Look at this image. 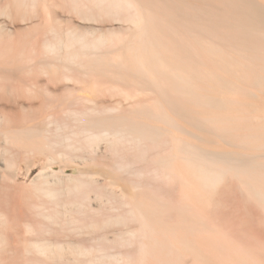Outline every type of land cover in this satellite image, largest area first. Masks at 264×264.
<instances>
[{"label":"rangeland","instance_id":"rangeland-1","mask_svg":"<svg viewBox=\"0 0 264 264\" xmlns=\"http://www.w3.org/2000/svg\"><path fill=\"white\" fill-rule=\"evenodd\" d=\"M9 1L0 0V9L6 8ZM165 1L162 0L157 5L162 7ZM261 1L262 3H260ZM263 1L253 2L255 7L257 6L256 9L264 15ZM62 7L63 10L61 7V10L52 9L53 12L50 15V24L59 31L60 37L55 33L53 35V33L46 32V27L44 28L46 22L38 21L39 19L36 17L31 18L32 20L28 19L24 23L19 19L13 22L9 19L6 20L5 16H0V25L2 26L0 33L2 28L4 29V32L0 34V43L6 42L10 48L14 44L12 48L16 49L15 51L25 49L28 55L18 57L17 60L16 58L0 60V83L4 84L8 80L9 82L5 85H9V88L10 86L18 87L17 90L14 89L16 93L12 96L13 93L5 91L6 87H3L5 85L0 86L2 88L0 91V127L2 129L0 128V131L9 133L10 129L11 131L15 129L13 132L10 131L12 134L9 136L13 135L15 138L17 136L16 141L14 139L15 142L13 139L11 141L9 139L13 143L10 144L7 142L8 140H5L6 138L4 139L5 132H2L3 139L0 135V152L2 151L0 154V217L2 218V212V214L4 213L3 219L7 218L5 224L1 221L3 219L0 220V228L7 229L0 230L1 233L6 232L4 234H7L4 238V234L0 233V264H138L139 260L144 259L140 258L142 249L144 248L143 254L149 253L151 245L149 243H152L153 246L155 243L157 244L155 247L151 245V248L157 249L155 252L153 249L150 250L151 253L154 255L162 253V257L167 256L166 262L169 257L168 264H194L195 259V264H199L195 253H199L202 257L206 253V258H202L206 262L201 264H220L222 261L219 262V259L224 260L225 254L222 246L217 245L218 242L215 240L220 239L221 243L223 239L226 241L227 237L233 243L248 250L251 257L255 255L264 263V207L257 206L259 203H255L254 198L252 200L245 187H242L245 182L241 180L243 177L248 178L245 175H249L253 171L255 175L264 160V147H262L264 146V129H262L264 121L259 122L263 115L258 111V106L262 104L260 96L264 98V77L258 81V83L261 82L259 84L262 87H257L259 90H263V94H260L261 91L258 92L255 86L254 90L258 93L251 91L252 96L247 92L250 90L247 89H253L251 86L257 83L256 76L254 77L256 80L248 78L244 82V76V80H239L244 83L238 87L240 93L238 96L242 100L241 109H244L242 112H240L241 110H234V112L230 110V105L232 106V103L235 105V96L230 98L229 95H226L231 101L230 103L228 100L226 102L225 96L222 95L230 90L231 85L234 88L236 79L243 75L242 70L239 71L242 74L239 75L240 77L236 76V72L239 69H244L245 57L249 55V62L253 65L254 58L256 62L258 60V64L264 66V62L262 63L264 58L261 59L263 48L260 49L261 52L258 51V47V49L253 48L258 44L264 47V16L261 15L263 19H251V22H246L242 28L235 26L228 28L226 27L228 16L234 13L232 7H230L231 12H226L224 8L216 6L214 0H175L174 30L170 35L173 39V47L178 50L174 48L177 53L173 50L170 61H164V63L171 64L172 67L170 66L169 69V64L166 67L163 62L164 65L160 62L156 65L154 62L151 63L152 65L149 63L150 66L142 65V68L141 65L138 67L139 62L132 61L135 57L130 56L133 48H136L137 45L130 44L131 39H136L133 36V30L125 29L127 24L125 26L122 22H112L110 19L88 22L89 20L86 21L77 15H72L68 9L64 11V8L67 7ZM153 18L151 17L150 20V37L156 40L163 51L165 48L169 49L172 46L168 38L169 34L165 30L156 31L157 20L154 21ZM4 21L6 25L3 23ZM74 29L86 39L112 33H126V39L118 43L119 45L115 43L112 44L113 46L109 44L110 46L103 45L102 47L101 45L100 48L96 47L97 50L92 45H88L90 46L88 47L83 43L74 44L73 47L84 56H81V61L63 56L61 58L59 54L60 58L56 56L53 58L57 59H53L50 57L52 55L48 56L43 53L42 49L46 44L55 43L58 48L64 49L68 43L69 32ZM26 40L27 42H25ZM31 40L32 43L29 44ZM20 43L21 46L23 45L22 47H19ZM15 45L17 46L15 47ZM201 45L205 47H203L205 55L202 53L203 50L199 49L200 56L195 48L197 46L201 48ZM213 46L215 47L213 48ZM192 47H195L194 50ZM180 48L183 52L185 48L191 53L192 51H196V53H193L191 57L186 50L185 52L188 53H185L184 56L181 55L183 52L180 54L182 51L179 50ZM206 49L210 52L206 53ZM213 50H216V53ZM251 50L256 57H253ZM253 50L256 51L253 52ZM244 52L250 53L251 57L250 54L246 55ZM216 54H219L218 57ZM202 55L205 56V60ZM190 57L191 59L188 61ZM250 58H252V62ZM199 59H203L202 63ZM239 59L242 68L238 67ZM200 63L203 65L201 66ZM206 63L208 64L206 65ZM255 65L258 67L257 63ZM201 67L206 69V72ZM259 69L256 68L261 77L264 76V74L262 75L264 71ZM200 71L204 73L202 74ZM175 75H179L180 80L179 77L178 79L174 77ZM222 76L223 81L220 78ZM225 78L228 85L232 83L229 86L225 84L223 87L221 85ZM258 83L256 85L260 86ZM247 84L250 86H246ZM244 86L247 89H244ZM202 87L205 88L204 92ZM213 87L215 90L212 89ZM225 87L229 90H226ZM208 89L214 92L206 94ZM12 90L11 92H13ZM215 91L219 93H215ZM242 92H245L246 95L245 93L243 95ZM255 93L259 97L258 100L257 95H255L256 99L253 98ZM222 101L227 103V106L223 105ZM227 108L229 109L226 110L227 112L223 111ZM201 111L204 114H201ZM228 112L232 113L228 114ZM219 117L223 121H220ZM224 117L228 120L223 119ZM232 117L235 119L234 121ZM243 119H246L245 122ZM250 119L251 121H249ZM7 120L13 122L8 123ZM241 121L243 125L245 123V127L240 124ZM231 124L232 126H230ZM260 127L262 130L258 129ZM248 128L252 130L248 131ZM244 129L248 134H252L249 135V138H247L248 134ZM240 131L242 136L247 138L246 140L245 138L241 140L243 137H240ZM253 135L256 137L254 138ZM25 136H28L29 139ZM206 155L207 158L209 155V161ZM213 156L216 161L211 159ZM183 157L186 159L184 160ZM241 160L243 163L245 162V165L247 163L245 169L242 168L244 164ZM251 160L257 162L253 163ZM12 162L13 166H16L15 169H13ZM183 162H187L188 169L190 167L196 169L197 173L194 174L196 172L194 169V172L193 170L189 172L191 169L188 171L186 168V170V165H183ZM198 163L203 168H199ZM238 163L240 166L236 169ZM228 164L231 165L230 171L226 170L229 168ZM254 164L257 166L255 165L256 168L253 170L251 166ZM173 165L174 170L171 172ZM11 166L12 169H10ZM220 166L223 169L226 168L225 171L221 169L223 176L217 174L220 171ZM240 167L245 172L241 171ZM263 167L264 165L261 166V168ZM204 168H208L209 172H206L207 169ZM247 168H251L252 172ZM165 169L167 172L164 171ZM13 170L14 172H12ZM247 170L250 173H247ZM187 172L189 173L187 174ZM198 172L201 174L198 175ZM46 174L47 177L44 178L43 176ZM242 175L243 177H241ZM38 177H43L44 181L48 182L47 185H44L45 182L40 183ZM205 178H210L208 183L204 182ZM217 178L220 181L216 180ZM35 179L39 183H36ZM43 179L39 180L43 181ZM206 183L207 185H204ZM43 186H46L47 190H44L46 187ZM210 187L213 189L210 190ZM38 188L39 190H37ZM245 191L248 195L245 194ZM161 205L163 207H159ZM260 206L261 209L263 208L262 210ZM197 214L200 217H197ZM202 217L204 219L201 220ZM8 218L11 222L10 228L5 227L6 224L8 225ZM191 218L193 219L191 220ZM181 219L186 222L183 223L184 221ZM205 219H209L210 224L207 225ZM188 222L189 227L186 225ZM214 223L217 224L214 225ZM26 225L27 227L31 226L27 228ZM211 225L217 226L216 228L221 232ZM140 226H144V228H140ZM202 228L205 231L201 232ZM196 229H198V233H195ZM182 230L187 232L184 233ZM211 230L213 233H210ZM181 231L184 234H181ZM207 233L208 237L211 236L210 234L216 236L215 238L211 236L213 240L215 239L214 246L216 248L208 247L207 242L205 243V238L208 240ZM179 234L181 238L182 235H185L186 239L183 236L184 241L182 242H186L187 245H189V241L190 244L192 241L193 244L195 243V235L201 241V244L197 243L199 240L196 239V245L200 244L201 246L202 243L206 245L201 247V252L199 245L190 247L195 252L190 253L192 251L190 250L189 253L192 256L188 254V251H183L185 255L177 252L176 257L180 258L177 262L172 255L174 252L170 250V246L167 245L166 250L158 238L163 241L165 238L179 240ZM163 236L166 237L163 238ZM254 236L261 240L254 239ZM259 241L261 245L258 243ZM43 242L54 244L58 249L45 254L33 249L37 243ZM147 243L148 245H146ZM232 246L234 248L233 244ZM207 247L208 249H206ZM160 248H164L166 253L169 250L172 253H168V256L161 251L162 249L159 250ZM148 255L151 256V258L148 256L151 259L150 262L158 263V261L154 262V259L158 260L157 256L154 258L153 254ZM171 255L174 259L172 263ZM162 257L159 256L163 261ZM149 259L147 264H151ZM160 264H164V262Z\"/></svg>","mask_w":264,"mask_h":264},{"label":"bare ground","instance_id":"bare-ground-1","mask_svg":"<svg viewBox=\"0 0 264 264\" xmlns=\"http://www.w3.org/2000/svg\"><path fill=\"white\" fill-rule=\"evenodd\" d=\"M146 1H148L149 3H147ZM10 0L9 1V3H7L8 5H7V7L6 8H4V9H0V16L2 17V16H5L7 19L6 20H11V21H15V20H17V19H19V20H21V21H26V20H28V19H30V20H32L31 18H33V17H36V18H38L39 20L38 21H40V20H42L41 22H43V21H45L46 23H45V26H44V28L46 27V32H50L51 34L53 33V35H54V33L57 35V36H59L58 34V32L59 31H57L56 30V28H54L51 24H50V15H51V12H53V10L52 9H54L55 10V8L56 9H60V7L62 8V10H63V7L62 6H64V7H67V8H64V11H65V9L67 10L68 9V11H69V13H71L72 15L74 14V15H77L79 18H81V19H84V20H89L88 22H90V21H96L97 22V20H100V19H110V20H112V22L113 21H119V22H122V23H124V25L125 24H127V26L125 27V29H127L128 31H132L133 30V36L135 37V39L136 40H133V39H131V45H137V47L136 48H133V51L130 53V56L132 57H135V58H131L132 59V61L134 62V61H136L137 63L139 62V64H138V67L141 65H148L149 63L151 64H153L154 62H155V64L156 63H158V64H160V63H164V61L166 62V61H170V59H171V55L173 54V50H174V52H176L175 51V49H177L178 50V48H175V47H173V39H172V37H171V35H170V33L172 32L173 33V30H174V21H175V13H174V4H175V0H166L167 2H168V4H167V2L165 1L164 2V4L162 5V7H159L157 4L159 3V2H161L162 0ZM253 1H256V0H214V4L216 5V6H218V7H221V8H224V10L226 11V12H231V9H230V7H232L233 9H234V13L233 14H230L229 16H228V21H227V26L226 27H228V28H233L234 26L235 27H238V28H242V25L243 24H245L246 22H248V23H250L251 22V19H253L254 18V20H257V19H259V18H262L263 19V14L262 13H260L257 9H256V7H255V4H254V2ZM260 1V0H259ZM264 2V1H263ZM260 3H262V1L260 2ZM263 5V4H262ZM261 6V5H260ZM57 7H59V8H57ZM264 7V6H263ZM61 10V9H60ZM262 11V10H261ZM223 13V12H222ZM53 14V13H52ZM229 14V13H228ZM214 15V14H213ZM261 15H263V16H261ZM32 16V17H31ZM73 17V16H72ZM151 17L154 19V21H156L157 20V29H155L156 31L158 30V31H163V30H165L168 34H169V36H168V38L170 39V43H171V47L169 48V49H164V51H163V49L161 48V46L159 47V45L157 44V42H156V40H154V38H152V37H150V29L149 28H151L150 26V20H151ZM35 19V18H34ZM221 19V18H220ZM5 20V21H6ZM250 20V21H249ZM253 20V21H254ZM3 22L5 25H6V22ZM37 21V22H38ZM158 21H159V23H158ZM110 22V21H109ZM24 23H26V22H24ZM44 23V22H43ZM92 23V22H91ZM164 23H165V25H164ZM255 23H257V22H255ZM104 24V23H103ZM264 25V24H263ZM43 26V25H42ZM41 26V27H42ZM75 26V25H74ZM257 26V25H256ZM0 27H2L1 25H0ZM123 27V26H122ZM255 27V26H254ZM8 28V27H7ZM70 28V27H69ZM1 29V28H0ZM42 29V28H41ZM122 29H124V28H122ZM134 29H135V31H134ZM162 29V30H161ZM119 30H121V29H119ZM257 30V29H256ZM261 30H262V27H261ZM1 31V30H0ZM40 31V30H39ZM75 31V29L74 30H72V31H70L69 32V36H68V40H67V42L68 43H66L67 45H65L66 47V49L64 48V49H61V48H58L57 47V45L55 44V43H53V44H46V46L44 47V49H42L43 50V53L44 54H46V55H52V56H50L51 58H53V57H59L58 56V54L60 55V57L61 56H63V57H65V58H71V59H73V60H77V61H81L80 59H82L81 58V56H82V54L80 53V51H78L77 49H75L74 47H73V45L74 44H77V43H83L84 45H92V47L94 46L95 48L96 47H99L100 48V46L102 45V47H103V45H112V44H118V43H120V42H123V40L124 39H126V33L125 34H123V33H117V34H111V35H99L98 37H93L92 39H86V38H84V36H82V35H80V34H78V31H77V33H76V31ZM227 31V30H226ZM248 31V30H247ZM4 32V29L2 28V32L0 33V34H2ZM12 32V31H11ZM35 32H36V30H35ZM38 32V31H37ZM153 32V31H152ZM227 32H229V31H227ZM259 32V31H258ZM116 33V32H115ZM248 33V32H247ZM41 34V33H40ZM259 34H261V33H259ZM10 35V34H9ZM47 35V34H46ZM61 35V34H60ZM249 35V34H248ZM30 36V35H29ZM35 36V35H34ZM127 36H128V34H127ZM229 36V35H228ZM60 37V36H59ZM24 38V37H23ZM29 38H31V36L29 37ZM29 38H27V37H25V39H29ZM35 38V37H34ZM33 38V39H34ZM58 38V37H57ZM223 38V37H222ZM231 38V37H230ZM11 39V38H10ZM15 39V38H14ZM20 39V38H19ZM24 39V40H25ZM32 39V40H33ZM256 39H257V37H256ZM259 39H261L260 37H259ZM27 40L25 41V42H27ZM30 40V39H29ZM32 40L31 41H29V44L30 43H32ZM46 40H48V39H46ZM208 40V39H207ZM11 41V40H10ZM19 41V40H18ZM175 41V40H174ZM197 41H199V40H197ZM229 41V40H228ZM127 42H128V40H127ZM126 42V43H127ZM133 42H134V44H133ZM193 42V41H192ZM16 43V42H15ZM51 43V42H50ZM62 43H63V41H62ZM138 43V44H137ZM191 43V42H190ZM16 44H19V43H16ZM23 44V43H22ZM29 44H27V45H29ZM59 44H61L60 43V41H59ZM206 44V43H205ZM263 44V43H262ZM14 45V44H13ZM13 45L11 46V48L10 47H8V43H6V42H1L0 43V60H14L15 58H16V60L18 59V57H24V56H28L26 53V51H25V49H21V51H15L16 49H13L12 47H13ZM64 45V44H63ZM109 45V46H110ZM119 45V44H118ZM129 45V44H128ZM209 45V44H208ZM216 45V44H215ZM255 45V44H254ZM17 45H15V47H16ZM21 46V43H20V45H19V47ZM23 46V45H22ZM21 46V47H22ZM25 46V45H24ZM62 46V45H61ZM87 46H85L86 48H87ZM113 46V45H112ZM123 46V45H122ZM207 46V45H206ZM219 46V45H218ZM26 47V46H25ZM28 47V46H27ZM88 47H90V46H88ZM204 47V46H203ZM202 47V45H201V48L199 47V46H197L196 48H198V49H196L195 47H192L191 49L192 50H194V48H195V50L198 52L197 54H199L200 53V56H201V52H199V49H201V50H203V52L202 53H204V55H205V52H204V48ZM215 46H213V48H214ZM259 48V50L258 51H260L261 52V48H263V50H264V47H263V45H256L255 47H253L254 49L256 48V49H258ZM175 48V49H174ZM203 48V49H202ZM219 48V47H218ZM244 48V47H243ZM20 49V48H19ZM79 49V48H78ZM82 49V48H81ZM90 49H92V48H90ZM98 48H96V50H97ZM118 49V48H117ZM116 49V50H117ZM124 49H126V48H124ZM124 49L122 50L123 52H124ZM211 49V48H210ZM220 49V48H219ZM233 49V48H232ZM235 49V48H234ZM252 49V48H251ZM41 50V49H40ZM63 50V52H61ZM88 50V49H87ZM180 51L182 50L181 48L179 49ZM188 51L189 53H190V55H191V57L193 56V53L195 54L196 53V51H192V53L190 52V50H188V49H185L184 48V52H183V50L180 52V54L183 52V54H181V55H184L185 53H188V52H185V51ZM222 50V49H221ZM30 51V50H29ZM39 51V50H38ZM101 51V50H100ZM129 51V50H128ZM214 51V50H213ZM254 51H256V50H253V52ZM93 52V51H92ZM130 52V51H129ZM179 52V51H178ZM208 52H210L209 50L207 51V49H206V53H208ZM215 53H216V50L214 51ZM227 52V51H226ZM235 52H236V50H235ZM245 52H247V51H245ZM244 52V54H246V55H248V54H250V53H245ZM121 53V52H120ZM119 53V54H120ZM177 53V52H176ZM221 53V52H220ZM251 53H252V50H251ZM263 53V54H262ZM262 53H260V54H262L263 56H264V52H262ZM128 54V53H127ZM253 54V53H252ZM42 55V54H41ZM46 55H44V56H46ZM95 55V54H94ZM188 56H190L189 54H187ZM207 55V54H206ZM217 55V54H216ZM219 55V54H218ZM218 55H217V57H218ZM223 55V54H222ZM221 55V56H222ZM227 55V54H226ZM225 55V56H226ZM230 55V54H229ZM47 56V57H48ZM87 56V55H86ZM107 56V55H106ZM123 56V55H122ZM185 56V55H184ZM197 56V55H196ZM195 56V57H196ZM203 56V55H202ZM208 56V55H207ZM256 57V55H254L253 54V57ZM261 56V55H260ZM263 56H261V59L262 58H264ZM36 57H37V54H36ZM43 57V56H42ZM49 57V58H50ZM59 57V58H60ZM63 57H61V58H63ZM82 57H84V56H82ZM90 57V56H89ZM126 57H128V56H126ZM191 57L188 59V61H190V59H191ZM204 57L205 56H203V59H204ZM250 57H251V54H250ZM26 58V57H25ZM28 58V57H27ZM64 58V59H65ZM86 58V57H85ZM173 58V57H172ZM186 58H188V57H186ZM196 58H198V57H196ZM200 58H202V57H200ZM230 58V57H229ZM53 59H57V58H53ZM79 59V60H78ZM130 59V60H131ZM185 59V58H184ZM203 59H201V60H203ZM225 59V58H224ZM244 59V58H243ZM251 59L252 58H250V61H251ZM85 60V59H84ZM127 60V59H126ZM200 60V59H199ZM200 60V61H201ZM205 60V59H204ZM211 60V59H210ZM115 61V60H114ZM121 61V60H120ZM123 61H125V60H123ZM235 61V60H234ZM240 61V59L238 60V62ZM243 61V60H242ZM246 61V62H245ZM245 61H244V63H243V67H244V69L242 68V66H240V65H242V63H241V61H240V63H238L239 65H238V67L239 68H242V69H239L238 70V72L239 71H241L242 73H243V75L241 74V72H236L237 74H236V76H239L240 74L242 75L239 79H236L237 81V83L235 82L234 84V88L232 87V85H231V88L229 87V89L228 88H226L227 86H229L225 81H227L226 80V78H225V80H224V82H223V85H221V86H225V84L227 85L225 88H226V90L228 89L229 91H226L224 94H222L223 95V97H224V99L226 100V102H228L229 100H228V97L226 96V95H229L230 96V98H233L234 96V98H235V105H233V103H232V106L230 105V110H232L233 112H234V110L235 111H238V110H241L240 112H242V110H244V109H241L242 108V105H241V102H242V100H241V97H239L240 96V93H239V85H242L241 83H243V82H240L241 80H244L243 79V76L245 77V80H244V82L245 81H247V79L249 78V79H253L255 76H256V78H257V83H258V81H261V79L260 78H263L264 76H262L261 77V74L259 73V71L258 70H256V68L258 69V68H260L259 70H263L264 71V66H261V64L259 63L258 64V60H257V62H256V59H254L253 58V60L252 61H254V65L252 64V63H250L249 62V55L247 56V57H245ZM251 61V62H252ZM57 62V61H56ZM70 62V61H69ZM82 62H85V61H82ZM136 62H134V63H136ZM160 62V63H159ZM213 62V61H212ZM228 62V61H227ZM264 62V60L262 61V63ZM53 63V62H52ZM120 63V62H119ZM162 63V64H163ZM172 63V62H171ZM201 63H202V61H201ZM201 63H200V65H201ZM225 63V62H224ZM255 63H257V65H258V67H256V65H255ZM151 64V65H152ZM158 64H156V65H158ZM161 64V65H162ZM165 64V66L167 67V64H169V63H164ZM163 64V65H164ZM208 63H206V65H207ZM76 65V64H75ZM146 65V66H147ZM161 65H159V66H161ZM163 65H162V67H163ZM203 65V64H202ZM201 65V66H202ZM205 65V66H206ZM14 66V65H13ZM140 66V67H141ZM148 66H150V65H148ZM159 66H157V67H159ZM171 66V64H169L168 65V67H169V69L172 67H170ZM254 66H255V68H254ZM260 66V67H259ZM51 67V66H50ZM152 67V66H151ZM165 67V68H166ZM235 67V66H234ZM142 68H143V66H142ZM150 68V67H149ZM155 68V67H154ZM263 68V69H262ZM50 69V68H49ZM55 69V68H54ZM201 69H203L204 70V68H202L201 67ZM53 70V69H52ZM56 70V69H55ZM54 70V71H55ZM163 70V69H162ZM166 70V69H165ZM175 70V69H174ZM208 70V69H207ZM170 71H172V70H170ZM258 71V72H257ZM263 71H261V72H263ZM174 72V71H173ZM181 72V71H180ZM204 72H206V69L204 70ZM203 72V73H204ZM208 73H209V70L207 71ZM219 72V71H218ZM256 72H257V74H256ZM48 73V72H47ZM149 73V72H148ZM200 73H202L201 71H200ZM202 73V74H203ZM224 73H225V71H224ZM229 73V72H228ZM227 73V74H228ZM175 74V73H174ZM264 74V72L262 73V75ZM2 75V74H1ZM9 75V74H8ZM180 75V74H179ZM179 75L178 76H174V77H177V79H178V77H179ZM204 75H206V74H204ZM259 75V76H258ZM3 76V75H2ZM1 76V77H2ZM189 76H190V74H189ZM212 76V75H211ZM228 76V75H227ZM226 76V77H227ZM235 76V78H237ZM259 77V80H258V77ZM8 78H9V76H7ZM7 77H4V78H7ZM64 77V76H63ZM67 77V76H66ZM180 77H182V75H180ZM180 77H179V80H180ZM192 78H193V76H192ZM198 78H201V76H198ZM203 78V77H202ZM220 78H222V81H223V76L222 77H220ZM219 78V79H220ZM228 78V77H227ZM234 78V79H235ZM256 78H254L255 80H256ZM2 79V78H1ZM264 79V78H263ZM262 79V80H263ZM2 80H4V79H2ZM70 80V79H69ZM199 80V79H198ZM217 80H218V78H217ZM221 80V79H220ZM229 80V79H228ZM240 80V81H239ZM5 81V80H4ZM68 81V80H67ZM206 81V80H205ZM229 81H231V80H229ZM253 81V80H252ZM7 82H9L8 80H7ZM6 82V83H7ZM201 82V81H200ZM204 82V81H203ZM250 82V81H249ZM255 82V81H254ZM253 82V83H254ZM1 83H3V82H1ZM0 83V86L1 85H5L6 83H4V84H1ZM187 83H189L188 81H187ZM186 83V84H187ZM197 83V82H196ZM248 83V82H247ZM256 83V84H257ZM259 83H261V82H259ZM258 83V84H259ZM262 83H263V81H262ZM10 84V83H9ZM178 84V83H177ZM180 84V83H179ZM198 84V83H197ZM196 84V85H197ZM236 84H237V86H236ZM244 84V83H243ZM252 84V83H251ZM255 83L254 84H252V86L251 87H253V89L251 90L250 88L249 89H247V87H245L244 89H247V90H250V91H247L248 93H250L251 94V91H253V93L257 90L258 92L259 91H261V93L260 94H263V90H259V88H257V87H262L261 86V84H259L260 86H258V85H256ZM176 85V84H175ZM195 85V86H196ZM204 85V84H203ZM214 86V85H213ZM220 86V87H221ZM246 86H248V84L246 85ZM250 86V85H249ZM248 86V87H249ZM255 86H256V90H254L255 89ZM3 87H6V90L5 91H9V93L11 94V93H13V95L12 96H14V93H16V91L15 90H17L18 89V87L17 88H15V86H14V88H13V86L11 87L10 86V88H9V85L7 86V85H5V86H3ZM198 87V86H197ZM196 87V88H197ZM215 88H218V87H216V86H214ZM214 87L212 88L213 90H215L214 89ZM7 88H9V89H7ZM12 88H13V90H12ZM199 88V87H198ZM225 88H224V90H225ZM1 87H0V91H1ZM5 89V88H4ZM15 89V90H14ZM203 89V90H202ZM202 91L204 92V89L205 88H203L202 87ZM11 90L13 91V92H11ZM209 90V91H208ZM206 92V94H208L209 92L211 93V92H214V91H211L210 89H208ZM220 90H222V88H220ZM220 90H219V92H220ZM242 91H243V89H242ZM256 91V92H257ZM18 92V91H17ZM202 92V93H203ZM219 92H216L215 91V93H219ZM222 92V91H221ZM241 92V91H240ZM257 92V93H258ZM200 94H201V91L199 92ZM243 93V95H244V93L245 92H242ZM7 95V94H6ZM18 95V94H17ZM239 95V96H238ZM245 95H246V93H245ZM248 95V94H247ZM255 95H257L256 93L255 94H253V98H255L256 99V97H255ZM11 96V95H10ZM232 96V97H231ZM251 96H252V94H251ZM20 97V96H19ZM242 98H243V96H242ZM249 98H250V95H249ZM260 98H261V105L260 106H258L259 108H258V111H260V113L264 116V98H263V96L261 97L260 96ZM224 99H222V100H224ZM244 99V98H243ZM252 99V98H251ZM259 99V97H258V95H257V100ZM9 100V99H8ZM228 100V101H227ZM234 100V99H233ZM256 100V101H257ZM16 101V100H15ZM244 101V100H243ZM248 101V100H247ZM251 101V100H250ZM8 102H10V100L8 101ZM8 102H7V104H8ZM14 102V101H13ZM223 102V105H225L226 104V106H227V103H224V101H222ZM230 103H231V101H229ZM259 102V101H258ZM4 103V102H3ZM12 104V103H11ZM14 104H16V103H14ZM229 104V103H228ZM243 104V103H242ZM252 104V103H251ZM258 105H259V103H257ZM222 105V106H223ZM245 105H247V104H245ZM248 105H250V104H248ZM6 106V105H5ZM255 106H257L256 105V103H255ZM225 107V106H224ZM229 107V106H228ZM252 107H254V106H252ZM159 108V107H158ZM248 108V107H247ZM1 109V108H0ZM4 109V108H3ZM249 109V108H248ZM254 109V108H253ZM256 109V108H255ZM5 110V109H4ZM3 110V111H4ZM221 110H222V108H221ZM226 110H229L228 108L227 109H225V110H223V111H226ZM246 110V109H245ZM11 111V110H10ZM252 111V110H251ZM254 111H256V110H254ZM253 111V112H254ZM6 112V111H5ZM220 112V111H219ZM227 112V111H226ZM239 112V113H240ZM9 113V112H8ZM12 113V112H11ZM203 112L201 111V114H202ZM225 113V112H224ZM230 113H232V112H230ZM229 112H228V114H230ZM204 114V113H203ZM206 114V113H205ZM236 114H237V112H236ZM240 114H242V113H240ZM258 114V113H257ZM4 115H6L5 113H4ZM8 115V114H7ZM176 115V114H175ZM261 115V116H262ZM9 116H10V114H9ZM8 116V117H9ZM160 116V115H159ZM221 116V115H220ZM261 117L262 119H260V116H259V119H260V121L259 122H261V120L262 121H264V117ZM223 117V116H222ZM1 118V117H0ZM16 118V117H15ZM218 118V117H217ZM220 118L221 117H219V120H220ZM228 118V117H227ZM233 118V117H232ZM236 118V117H235ZM242 118H244V117H242ZM251 118V117H250ZM258 118V117H257ZM5 119H8V118H5ZM4 119V120H5ZM11 120H12V118H10ZM223 119H225V117L223 118ZM231 118H229V120H230ZM249 119V118H248ZM247 119V120H248ZM225 120H228V119H225ZM235 119L233 118V121H234ZM238 120H240V119H238ZM246 120V119H245ZM245 120L243 119V122H245ZM256 120V119H255ZM7 121H9V120H7ZM220 121H223V120H220ZM219 121V122H220ZM230 121H232V120H230ZM232 121V122H233ZM249 121H251V119L249 120ZM254 121V120H253ZM4 122H6V121H4ZM13 122V121H12ZM12 122H8V123H12ZM20 122V121H19ZM255 122H257V121H255ZM259 122L257 123L258 125H259ZM131 123V122H130ZM234 123H237V122H234ZM247 124H248V122H246ZM262 123V122H261ZM264 123V122H263ZM1 124V123H0ZM225 124V123H224ZM240 124H242V121H241V123ZM240 124H239V126H240ZM251 124V123H250ZM174 125V124H173ZM236 125H238V124H236ZM235 125V128L237 127ZM243 125V124H242ZM244 125H245V123H244ZM243 125V126H244ZM249 125V124H248ZM227 126V125H226ZM230 126H232V124L230 125ZM243 126H241V127H243ZM250 126V125H249ZM251 126H252V124H251ZM261 126H262V124H261ZM7 127V126H6ZM5 127V128H6ZM245 127V126H244ZM1 129H2V127H0ZM10 128H12V127H10ZM9 128V129H10ZM233 128H234V126H233ZM234 128V129H235ZM247 128V127H246ZM252 128V127H251ZM249 129L248 128V131L249 130H252V129ZM0 129V130H1ZM13 129V128H12ZM237 129H239V128H237ZM256 129V128H255ZM259 130H262V129H264V126H262V129H261V127L260 128H258ZM3 130H5V129H3ZM6 130H8V129H6ZM15 130V129H14ZM13 130V131H14ZM241 130H242V128H241ZM245 130V132L247 133V131H246V129H244ZM257 130V129H256ZM258 130V131H259ZM10 131H11V129H10ZM10 131H9V133H8V131H2L4 134H2V132H1V139H3V137H4V139L5 140H8L7 142H9L10 144H13V143H11L10 141H11V139H13V142H15L16 141V138H17V136H16V138H15V136H9V135H11L12 133H10ZM13 131H11V132H13ZM19 131V130H18ZM32 131V130H31ZM23 132V131H22ZM218 132V131H217ZM242 132H243V130H242ZM244 132V133H245ZM251 132V131H250ZM255 132V131H254ZM262 132V131H261ZM6 133H8V134H6ZM18 133V132H17ZM240 133H241V131H240ZM243 133V134H244ZM257 133V132H256ZM264 133V132H263ZM23 134H24V132H23ZM29 134V133H28ZM117 134H119V133H117ZM187 134V133H186ZM248 134V133H247ZM255 134V133H254ZM260 134V133H259ZM262 134V133H261ZM4 135V136H3ZM16 135V134H15ZM20 135V134H19ZM18 135V136H19ZM25 135V134H24ZM30 135V134H29ZM114 135V134H113ZM123 135V134H122ZM249 135H252V134H248V135H246V136H248L247 138H249ZM256 135V134H255ZM3 136V137H2ZM34 136V135H33ZM254 136V135H253ZM258 136V135H257ZM263 136V135H262ZM262 136H260V137H262ZM10 137H12V138H10ZM20 137V136H19ZM25 137H27V139H29V137L28 136H25ZM240 137H243V139L241 138V140H244V138H245V140L247 139L246 137H244V136H242V133H241V135H240ZM256 136H254V138H255ZM8 138V139H7ZM21 138V137H20ZM32 138V137H31ZM30 138V139H31ZM115 138V137H114ZM239 138V137H238ZM250 138H252L251 136H250ZM9 139H10V141H9ZM14 139H15V141H14ZM23 139H24V137H23ZM22 139V140H23ZM177 139V138H176ZM240 139V138H239ZM18 140V139H17ZM3 141V140H2ZM25 141V140H24ZM24 141H22V142H24ZM33 141H35V140H33ZM248 141V140H247ZM6 142V143H7ZM29 142V141H28ZM27 142V143H28ZM184 142V141H183ZM237 142V141H236ZM243 142H245V141H243ZM259 142V141H258ZM18 143H19V141H18ZM230 143V142H229ZM252 143V142H251ZM20 144V143H19ZM15 145V144H14ZM35 145V144H34ZM188 145V144H187ZM247 145H249V144H247ZM260 145V144H259ZM24 146V145H23ZM261 146H262V144H261ZM260 146V147H261ZM259 147V148H260ZM262 147H264V146H262ZM261 147V148H262ZM196 148H197V146H196ZM258 148V147H257ZM260 148V149H261ZM1 149V148H0ZM30 149H32V148H30ZM176 149V148H175ZM198 149V148H197ZM3 150V149H2ZM6 150V149H5ZM177 150V149H176ZM8 151V150H7ZM188 151V150H187ZM2 152V151H1ZM1 152H0V154H1ZM3 152H4V150H3ZM9 152V151H8ZM12 152V151H11ZM10 156H11V154H10ZM181 156V155H180ZM205 156V155H204ZM203 157V156H202ZM212 157V156H211ZM214 157L215 156H213V158H211L212 160L214 159ZM184 158V157H183ZM206 158H207V155H206ZM208 158H209V155H208ZM207 158V159H208ZM218 158V157H217ZM241 158V157H240ZM186 158H184V160H185ZM216 159V158H215ZM214 159V160H215ZM9 160V159H8ZM183 160V161H184ZM187 160H189V159H187ZM199 160V159H198ZM222 160V159H221ZM208 161H209V159H208ZM216 161V160H215ZM223 161V160H222ZM246 161V160H245ZM250 161V160H249ZM251 161H253V160H251ZM260 161V160H259ZM199 162V161H198ZM213 162V161H212ZM229 162V161H228ZM227 162V163H228ZM241 162H242V160H241ZM255 162H257V161H253V163H255ZM261 162V161H260ZM259 162V163H260ZM10 163V162H9ZM195 163H197V162H195ZM215 163V162H214ZM224 163H226V161H224ZM223 163V165H226V164H224ZM232 164H233V162H231ZM243 163V162H242ZM11 164V163H10ZM158 164V163H157ZM186 165L187 164V162L185 163V162H183V165ZM194 164V163H193ZM200 163H198L197 165H198V167L199 168H201L200 167V165H199ZM222 164V163H221ZM230 164V163H229ZM228 164V166H229V168L228 169H226V168H222L221 166V168L219 167V169H220V171H218L217 172V174H221V176H223L222 175V170L223 171H225V169L226 170H231L230 169V166L231 165H229ZM239 164V163H238ZM237 164V167H236V169L238 168V166H240V164L238 165ZM244 165L242 166V168L243 169H245V166L247 165V163H246V165H245V162L243 163ZM248 164H250L249 162H248ZM258 164V163H257ZM178 165V164H177ZM251 165V164H250ZM256 164H254V165H252L251 166V168L253 167V170H254V168H256V167H254ZM260 165V164H259ZM259 165H258V167H259ZM264 165V160L261 162V166H263ZM12 166H13V162H12ZM12 166H11V168L10 169H12ZM176 166V165H175ZM194 166H196V165H194ZM227 166V165H226ZM257 166V165H256ZM261 166L259 167V169H257L258 171V173L257 172H255V175H254V171L252 172V170H251V168L249 169V168H247V169H249V170H251V172L252 173H250V172H248V170H247V173H250L249 175L248 174H246L245 176H247L248 178H250V179H248V178H244L243 177V175L241 176V177H243V178H241V180L242 181H244L242 184L244 185H242V187H245V189H246V191L249 193V196L252 198V200H253V198H254V200L253 201H255L256 200V202L255 203H259L257 206H259V205H261L262 207H264V167L263 168H261ZM14 167V166H13ZM16 167V166H15ZM15 167L13 168V169H15ZM173 167H174V165L172 166V170H171V172H173ZM178 167H179V165H178ZM182 167V166H181ZM180 167V168H181ZM188 166L186 165V167H185V169L187 168ZM189 167H190V165H189ZM198 167H196L197 168V170H198ZM248 167V166H247ZM161 168V167H160ZM176 168V167H175ZM183 168V167H182ZM203 168V167H202ZM241 167H240V169H241V171H244L245 172V170H243ZM188 169V168H187ZM186 169V170H187ZM191 169V167L188 169V171ZM194 168H192L189 172H191L192 170H193ZM205 170H206V172H209L208 171V168H204ZM222 169V170H221ZM233 169H234V167H233ZM180 170V169H179ZM184 170V169H183ZM182 170V171H183ZM195 171H196V169H194ZM194 170H193V172H194ZM200 170V169H199ZM209 170H210V168H209ZM216 170V169H215ZM235 170V169H234ZM234 170H233V172H234ZM165 172H167L166 171V169L164 170ZM10 172V171H9ZM12 172H14V170L12 171ZM189 172H187V174L189 173ZM202 172V171H201ZM201 172H198V175H199V173L201 174ZM236 172V171H235ZM243 172V173H244ZM260 172V173H259ZM44 173H45V171H44ZM183 173V172H182ZM197 173V171L196 172H194V174H196ZM229 173V172H228ZM231 173V172H230ZM48 174V173H47ZM47 174H46V176L44 175L43 177L44 178H46L47 177ZM193 174V173H192ZM193 174V175H194ZM204 174V171H203V173H202V175ZM207 174V173H206ZM209 174V173H208ZM225 174H227L226 172H225ZM234 174V173H233ZM232 174V175H233ZM236 174V173H235ZM251 174H253V175H251ZM257 174V175H256ZM4 175H8V174H4ZM10 175H12V174H9L8 176H10ZM197 175V176H198ZM39 176H41V175H39ZM49 176V175H48ZM195 176V175H194ZM196 176V177H197ZM217 176V175H216ZM229 176V175H228ZM252 176V177H251ZM6 178H8L7 176H5ZM43 177H41V178H39L40 180H42L43 179ZM200 177V176H199ZM201 177H204V176H201ZM220 177V176H219ZM231 177V176H230ZM37 178V179H38ZM222 178V177H221ZM227 178V177H226ZM225 178V179H226ZM237 178V177H236ZM252 178V179H251ZM38 179V181L41 183H43V182H45L44 181V179H43V181H40ZM200 179V178H199ZM203 179V178H202ZM209 180H210V178H208ZM208 179H206L205 178V180L206 181H204V182H207L208 183ZM219 178H217L216 180H218ZM243 179H245V180H243ZM195 180V179H194ZM196 180H198L197 178H196ZM201 180V179H200ZM200 180H199V182H200ZM227 180V179H226ZM246 180H250V181H247L246 182ZM36 182V179H35V182L36 183H39V182ZM219 181H220V179H219ZM11 182H13V181H11ZM203 182V181H202ZM203 182V183H204ZM222 182H223V180H222ZM253 182V183H252ZM10 183V182H9ZM14 183V182H13ZM47 183L48 182H45V184L44 185H47ZM207 183L206 184H204V185H207ZM210 183V182H209ZM34 184V183H33ZM36 185H38V184H36ZM43 185V184H42ZM219 185V184H218ZM34 186H35V184H34ZM189 186V185H188ZM39 187V186H38ZM42 187V186H41ZM43 187H46V186H43ZM211 188V187H210ZM209 188V189H210ZM213 188H211L210 190H212ZM216 189H218V188H216ZM215 189V190H216ZM244 189V190H245ZM37 190H39V188L37 189ZM44 190H47V187L46 188H44ZM214 191V190H213ZM245 191V192H246ZM214 192H216V191H214ZM245 193V194H247L248 195V193ZM209 193H210V191H209ZM211 194V193H210ZM222 194V193H221ZM248 196V197H249ZM160 198V197H159ZM207 198V197H206ZM154 199V198H153ZM222 199V198H221ZM250 199V198H249ZM161 200V199H160ZM156 201V199L154 200V202ZM164 201V200H163ZM9 202V201H8ZM164 203V202H163ZM188 203V202H187ZM150 204V203H149ZM158 205H159V203H158ZM172 206V205H171ZM195 206V205H194ZM261 206H260V209H261ZM159 207H163L162 205L161 206H159ZM156 208H157V206H156ZM155 208V209H156ZM173 208V207H172ZM195 208V207H194ZM263 209V208H262ZM261 209V210H262ZM262 212V211H261ZM263 212H264V210H263ZM262 212V213H263ZM144 213V212H143ZM185 213V212H184ZM183 213V214H184ZM196 213H197V210H196ZM198 213H199V211H198ZM4 214V213H3ZM2 214V212H1V216H2V218L0 217V220L1 219H3L4 218V215ZM203 214V213H202ZM264 214V213H263ZM161 215V214H160ZM204 215V214H203ZM5 216H7L6 214H5ZM188 216V215H187ZM197 217H200V215L199 214H197L196 215ZM196 217V218H197ZM182 218V217H181ZM186 219H187V217H185ZM206 218V217H205ZM193 218H191V220H192ZM198 219H200V218H198ZM202 219H204L203 217L201 218V220ZM5 220V221H4ZM6 220H7V218L5 217V219H3V220H1L2 222H4V224L6 223ZM183 219H181V221H182ZM189 220H190V217H189ZM209 220V219H208ZM207 219H205V221H207L206 223H207V225L208 224H210L209 223V221H208ZM0 221V222H1ZM184 221V220H183ZM196 221H198V220H196ZM204 221V220H203ZM263 221H264V219H263ZM8 225L6 224V226L5 227H11V225H9L11 222L9 221V218H8ZM145 222V221H144ZM144 222H143V224H144ZM186 222V220L183 222V223H185ZM190 222V221H189ZM189 222L188 223H186V225L188 224V225H190L189 224ZM201 222V221H200ZM262 222V221H261ZM13 223V222H12ZM183 223H182V225H183ZM190 223H192V221L190 222ZM197 223V222H196ZM205 224V223H204ZM212 224V223H211ZM215 224H217V223H214V225ZM264 224V223H263ZM1 225H3V224H1ZM28 225V224H27ZM27 225H26V227H27ZM33 225V224H32ZM187 225V226H188ZM214 225H211V226H213L214 227ZM29 226H31V225H29ZM28 226V227H29ZM184 226H185V224H184ZM186 226V227H187ZM205 226V225H204ZM204 226H201V227H204ZM27 227V228H28ZM178 227V226H177ZM189 227V226H188ZM217 227V226H216ZM216 227H214V228H216ZM26 228V229H27ZM31 228V227H30ZM34 228H35V226H34ZM140 228H144V226L143 227H141L140 226ZM139 228V229H140ZM185 228V227H184ZM199 228H200V226H199ZM6 229V228H5ZM5 229H1L0 228V230H5ZM193 229V228H192ZM195 229V228H194ZM217 229V228H216ZM7 230V229H6ZM10 230V229H9ZM8 230V231H9ZM29 230V229H28ZM141 230V229H140ZM143 230V229H142ZM185 230V229H184ZM184 230H182L183 232H184ZM197 230V232L195 231V233H198V229H196ZM201 230V232H203L202 230H204L203 228L202 229H200ZM218 230V229H217ZM2 231V232H3ZM27 231V230H26ZM36 231V230H35ZM146 231V230H145ZM182 231H181V234H184L185 232H187V231H185L184 233H182ZM192 231V230H191ZM205 231V230H204ZM215 231V230H214ZM218 231H220L221 232V230H218ZM245 231V230H244ZM32 232V231H31ZM200 232V231H199ZM210 232V231H209ZM230 232V231H229ZM248 232V231H247ZM252 232V231H251ZM0 233H1V231H0ZM4 233H6V232H3V233H1V234H4ZM28 233V232H27ZM192 234H193V231L191 232ZM194 233V234H195ZM210 233H213L212 232V230H211V232ZM216 233V232H215ZM218 233V232H217ZM30 234H32V233H30ZM205 234H206V232H205ZM226 234V233H225ZM7 235V234H6ZM5 234H4V238H5V236H6ZM139 235V234H138ZM144 235V234H143ZM198 235V234H197ZM201 235V234H200ZM211 236H212V234H210ZM214 235H217V234H214ZM3 236V235H2ZM140 236V235H139ZM179 236H180V234H179ZM183 236L185 237V235H182V238H181V236H180V238H179V240H176V239H171V240H169V239H167V238H165L166 236H163V238H165L164 240L165 241H163V239L161 240V238H158V240H159V242L163 245V247L165 246V249H166V246L168 245V246H170L169 248H171L170 250L172 251V252H174V254H172L173 255V257L175 258V261H177L178 262V260L180 259L179 258V256H178V258L176 257L177 256V252L179 253V252H181V253H183V251L184 252H186V251H188V254H190V253H193L194 252V250L193 249H190V247H193V246H200V240L199 239H197V237H196V235H195V237H194V235H192V237H194V238H196L197 240H199V242L197 241V243H200V244H198V245H196L197 243H196V239H194V242L196 243H194L193 244V241L191 242V244H190V241H189V245H187V243L186 242H182V241H184L183 240ZM207 237H208V233H207V235H206ZM209 236L208 237V240L205 238V243L207 242V246L209 247H213L214 246V244L216 243V242H218V244L217 245H219L220 247L222 246V248H223V252H224V254H225V256H224V260H222V258H220L219 260V262H223V264H264L263 262H262V260L260 259V258H257L255 255H254V257H256V258H254V257H251L250 255H249V253L250 252H248V250H246L244 247H242L241 245H237V243L235 244V243H233V241L230 239V238H226V241L224 240H222V245H221V243H220V239H217V240H215L216 242H214V240L212 239V237H216V236ZM229 236V235H228ZM191 236H190V238H192ZM200 237V236H199ZM201 237H203V236H201ZM217 237H219V236H217ZM230 237H232V236H230ZM4 238H2L1 237V239H4ZM143 238V237H142ZM219 238H221V237H219ZM257 237H255L254 236V239H256ZM147 239V238H146ZM180 239H181V241H180ZM185 239H186V237H185ZM192 239V240H193ZM202 239V238H201ZM258 240L260 239V238H257ZM161 240V241H160ZM191 240V239H190ZM237 240V239H236ZM235 240V241H236ZM261 240V239H260ZM3 241V240H2ZM7 241V240H6ZM143 241V240H142ZM141 241V242H142ZM186 241V240H185ZM248 242H249V240H247ZM239 243V242H238ZM260 245H261V243H260V241L258 242ZM152 245V247H155L157 244L155 243V246H153V244L152 243H149V245ZM159 244V243H158ZM193 244V245H192ZM232 244L234 245V248H232L233 246H232ZM240 244V243H239ZM246 244H248V243H246ZM256 244V243H255ZM258 244V245H259ZM54 245V244H53ZM51 243H37L35 246H34V250L36 249V251H39V253H47V252H49V253H51V252H54L53 250H55V249H58L57 248V246H53ZM146 245H148V243L146 244ZM145 245V246H146ZM151 245H150V250L152 251V249L153 248H151ZM162 245H160V246H162ZM192 245V246H191ZM204 245H206V244H204ZM203 245V243H202V245L200 246V252H201V247L202 246H204ZM216 245V246H217ZM236 245V246H235ZM257 245V244H256ZM255 245V246H256ZM259 245V246H260ZM218 246V247H219ZM232 246V247H231ZM139 247H140V245H139ZM205 247V246H204ZM208 247L206 248V249H208ZM215 247V246H214ZM258 247V246H257ZM263 247H264V245H263ZM262 247V248H263ZM81 248V247H80ZM157 248V247H156ZM168 248V249H169ZM216 248V247H215ZM261 248V249H262ZM79 249V248H78ZM144 249V248H143ZM143 249H142V256H140V258L141 257H143L144 259L143 260H139L140 262L138 263V264H147V262H148V256H150V255H148V254H153L154 255V253H151V251L149 250L148 252V254H146L145 253V250H144V253L145 254H143ZM162 249V250H161ZM164 248H160L159 250H161L162 252H165L166 253V250H165ZM196 249V248H195ZM157 249H153V252H155ZM164 250V251H163ZM169 250V251H170ZM190 250H192L191 252H190ZM203 250H205V249H203ZM210 250V249H209ZM80 251L81 252H83V250L82 249H80ZM169 251H167L169 254H171L172 252H169ZM190 252V253H189ZM197 252V251H196ZM203 252V251H202ZM210 252L211 253H213L211 250H210ZM219 252H220V250H219ZM158 253V252H157ZM161 253V252H160ZM168 253H166V254H168ZM195 253V252H194ZM205 253V252H204ZM211 253H210V256H211ZM165 254V255H166ZM169 254H168V256H169ZM184 254V253H183ZM196 254V258H197V261H198V263L199 264H201L202 262H206V261H203V259L202 258H204L205 256H206V253H205V256L204 257H202L201 255H199V253H195ZM195 254H193V255H195ZM146 255V256H145ZM172 255H171V257H170V259H171V263H172V261H174V259H173V257H172ZM179 255H182V254H179ZM185 255V254H184ZM191 256H192V254H190ZM213 256H215L214 254H212ZM217 255V254H216ZM158 257V260L157 259H154V262H157L158 261V263L157 264H160V263H163L164 262V264H168L169 262H170V260H169V257H168V260H167V262L165 261V258L167 257V256H164V254H163V256L164 257H162V253H161V255H158V254H156L155 253V255H154V258H157ZM159 256H161L162 257V259L164 258V260L162 261L161 260V258H159ZM183 256V255H182ZM188 256V255H187ZM264 256V255H263ZM259 257V256H258ZM147 258V259H146ZM150 258H151V256H150ZM193 258H195V257H193ZM206 258V257H205ZM210 258V257H209ZM142 259V258H141ZM153 259V258H152ZM160 259V260H159ZM208 259V258H207ZM213 259V258H212ZM252 259V260H251ZM146 260V261H145ZM200 260H201V262H200ZM214 260H215V257H214ZM143 261H145V262H143ZM151 261V259H149V263H151V264H153L152 262H150ZM161 261V262H160ZM160 262V263H159ZM166 262V263H165ZM208 262V261H207ZM215 262H216V260H215ZM222 262L220 263V264H222ZM195 263H196V259H195ZM194 263V264H195ZM218 263V262H217ZM207 264V263H206ZM216 264V263H215ZM219 264V263H218Z\"/></svg>","mask_w":264,"mask_h":264}]
</instances>
